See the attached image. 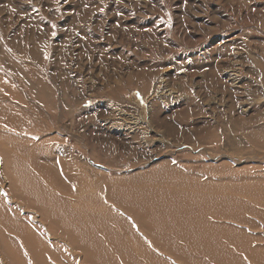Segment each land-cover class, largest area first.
<instances>
[{
  "label": "rangeland",
  "instance_id": "obj_1",
  "mask_svg": "<svg viewBox=\"0 0 264 264\" xmlns=\"http://www.w3.org/2000/svg\"><path fill=\"white\" fill-rule=\"evenodd\" d=\"M182 172L220 198L205 213L218 245L251 264L246 249L264 248V0H0V264H126L112 218L148 229L110 185ZM96 246L113 261H93Z\"/></svg>",
  "mask_w": 264,
  "mask_h": 264
},
{
  "label": "bare ground",
  "instance_id": "obj_2",
  "mask_svg": "<svg viewBox=\"0 0 264 264\" xmlns=\"http://www.w3.org/2000/svg\"><path fill=\"white\" fill-rule=\"evenodd\" d=\"M154 92L156 93V91ZM141 112L146 115L147 109L143 108ZM139 119L142 120H139L142 124L146 122L145 116ZM133 126L130 128H133ZM134 128L136 129V127ZM182 175L186 180L177 184L137 183L134 185H110L111 190L115 192L114 194L119 199H132L135 202V206H139V209L136 207L134 217L136 218L137 215L140 224L145 225L148 229L146 232L148 239H144L133 231L124 219L120 217L112 218L114 223L121 228L118 232L110 233L113 237L109 241L112 249L118 252L119 257L126 264H143L142 260L145 264H173L152 253L148 248L150 244L155 245L163 253L170 254L182 264H210L209 262H220L225 259L230 261L231 264H244L238 255L234 254L232 256L226 249L218 245L217 238L219 234L216 231L218 224H215L205 216L206 212L211 211L212 204L219 203L220 198L209 196L203 192L204 188L196 187V178L193 175L183 172ZM232 199L228 197L227 199H222V201L225 205H229ZM202 205L210 206L207 210H201L200 206ZM217 206L213 208L212 214L217 216L229 214L227 209L223 210V213H219L216 210ZM100 224L101 222L98 221V225ZM165 230L170 231L180 239L183 246L174 243L163 232ZM23 235L25 238L24 244L30 245L33 252L38 255V248H34L33 245L35 244L33 237L28 236V234ZM145 240L149 241V244ZM239 241H243L245 246L248 245V239L246 238ZM239 245L242 244L239 243ZM5 247L7 248V246ZM190 250L201 252L204 256L203 260L193 257L189 253ZM87 253L89 257H92L93 261H97L100 258L104 262L113 261L103 250L102 246H96ZM246 254L251 264H264V248L249 247L246 249Z\"/></svg>",
  "mask_w": 264,
  "mask_h": 264
}]
</instances>
